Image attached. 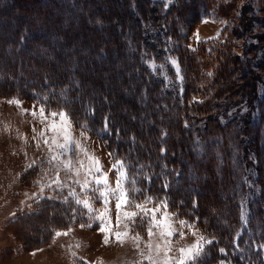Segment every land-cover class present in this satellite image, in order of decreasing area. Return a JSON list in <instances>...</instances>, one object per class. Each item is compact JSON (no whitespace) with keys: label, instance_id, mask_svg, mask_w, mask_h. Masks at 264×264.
I'll return each instance as SVG.
<instances>
[{"label":"trees","instance_id":"1","mask_svg":"<svg viewBox=\"0 0 264 264\" xmlns=\"http://www.w3.org/2000/svg\"><path fill=\"white\" fill-rule=\"evenodd\" d=\"M207 19L225 27L191 47ZM169 55L183 79L170 63L162 73L145 63ZM62 88L71 120L99 134L126 171L142 168L147 194L170 185L179 216L215 236L206 264H264V0H172L167 8L164 0H0V97L48 95L41 104L59 110ZM105 116L113 118L107 133ZM74 207L43 200L11 221V235L25 251L41 249L58 230L87 222L79 212L72 219Z\"/></svg>","mask_w":264,"mask_h":264},{"label":"snow or ice","instance_id":"2","mask_svg":"<svg viewBox=\"0 0 264 264\" xmlns=\"http://www.w3.org/2000/svg\"><path fill=\"white\" fill-rule=\"evenodd\" d=\"M243 2V0H241ZM172 4V0H164V6L167 8ZM202 22L207 23L208 21L203 20ZM223 22V21H221ZM98 24H102V21H97ZM198 37V34H197ZM170 38L167 42L170 44ZM165 51L168 52L169 48L166 47ZM142 56V59H145ZM145 63L149 68L158 67L163 72V68L166 63H170L175 69L176 76L179 79H183L180 76V65L177 60L171 55L166 56L164 61L160 65L155 64V59ZM211 75V73H209ZM167 79V77H165ZM81 85H77V91ZM68 89L62 88L59 94L60 100L63 102V107L59 110H52L50 107L39 108V120L42 124H45V129H42L34 140H37V148H40L39 140H42L43 144L47 147L49 156H47L44 162L40 165V177L44 180L45 177L52 173L50 180H37L35 183L39 186L40 198H43L45 189L47 188L50 195L47 199L53 200L62 198V203L74 202L77 207L71 209L72 219L75 220L77 213L80 216H87L88 220L86 223H81L80 227L91 228L94 222L98 223L99 232L104 234V243L107 244L109 239L114 236L117 242L123 243L125 238H130L133 242L135 249L139 252L141 260L139 264H206V256L208 249L206 246H211L215 240L213 235L211 238H207L204 234L200 233L194 223L182 219L176 211L177 203L169 201L167 196L169 193L166 191L170 185L164 184L165 189L162 196H153L148 193L147 187H142L137 177H143L142 168H131L126 169V162L116 158V153L110 151L109 156L114 158L112 166L113 171H116V187H111L109 184L107 173L102 171L100 161L94 157L88 155L81 145L79 140H76L72 136L73 123L71 120V114L63 110L67 107L65 98L67 97ZM52 98H56L55 88H51ZM37 104L42 101L46 102L49 100L48 95H44L41 98H36ZM145 99V97H141ZM83 101V97H81ZM108 100V97H105ZM10 104L20 106L19 98L12 99L9 101ZM91 110L92 105H88ZM33 117L37 116L34 111L31 113ZM94 115V112H93ZM133 120L137 119L136 116L132 117ZM113 118L105 116L102 121V131L107 133L110 131V125L112 124ZM77 126L80 128V135L84 139H87L86 133L89 131L87 124H81L77 122ZM187 128L188 125L185 124ZM35 131V129H34ZM47 133H51L49 136ZM167 132H163L161 135L162 143H166L165 137ZM102 138V137H98ZM135 140V137H133ZM201 148L200 139L197 138L194 143V150ZM166 149L161 147V154L165 153ZM81 154L87 156L90 164L86 167L83 160H81ZM175 155V153H173ZM36 166V162L28 165L31 169ZM167 169V165H164ZM61 172H64L66 176L80 177L83 172L84 179H75L72 183L79 185L80 192L77 193L76 188L72 187L68 181L61 179ZM134 173V175H129ZM167 174V173H166ZM145 180L150 181L151 177H144ZM66 192V194H65ZM34 197H30L33 199ZM100 201L103 204V211L97 213L94 209V203ZM110 201H115V208L117 212L116 223L119 226L121 220L127 221L124 224L123 232H112L111 220L107 213L108 204ZM180 205L184 204L183 200L178 202ZM152 207H148V205ZM171 205V210H170ZM193 208L197 207L196 202H193ZM178 222L181 228L187 227L191 234L196 238L195 243L190 247L181 246L178 249H174L171 238L176 235V230L172 227L173 221ZM146 232L147 242L145 247L147 253L141 249V243L144 240L143 233ZM131 236L129 237V234ZM67 235V232H55V236ZM185 236L184 231H179L177 242L183 239ZM159 239V243H153L154 238ZM260 248L264 250V244L260 245ZM163 252V259H160V253ZM178 252V256L175 253ZM173 253V255H169ZM219 253L227 255L224 248H219ZM75 256V253H73ZM243 259V257H241ZM219 264H225L224 260H220ZM231 264V261L228 262Z\"/></svg>","mask_w":264,"mask_h":264},{"label":"rangeland","instance_id":"3","mask_svg":"<svg viewBox=\"0 0 264 264\" xmlns=\"http://www.w3.org/2000/svg\"><path fill=\"white\" fill-rule=\"evenodd\" d=\"M206 21L208 22H201L191 34V47L201 41L217 37L225 27L223 22L215 19ZM109 75L106 73L104 77ZM10 100L12 99L0 97V264H139L141 257L131 239L125 238L124 242L120 243L112 236L105 244L104 234L98 230V221L94 222L91 228L74 225L65 230H58L61 233L67 232V235L55 236L50 244L41 249L32 251L22 249L18 240L11 235L13 228L10 227V224L18 215L35 211L39 202L49 200L47 196L52 193L46 188L43 198H40L39 186L35 183L37 180H41L40 165L49 156V152L42 140H39V149L36 146L37 140H34V137L46 127L39 120V108L43 105L37 104L34 99H19L20 106L18 107L15 104H10ZM34 111L37 113L36 117L31 115ZM72 123L73 138L81 142L88 155L100 161L102 171L107 173L110 186L116 187L117 173L111 170L114 160L109 156L106 143L98 138L99 134L95 135L90 129L86 133L88 138L84 139L80 135V128L73 121ZM47 134L51 135V133ZM80 158L86 167L90 164L86 155L81 154ZM33 161L36 162V166L29 169L28 165ZM51 178L52 173L49 172L44 180ZM61 179H66L79 193V185L72 181L75 179L83 181L84 175L82 172L81 176L77 178L66 176L64 172H61ZM44 180H41V183ZM248 187L252 196L258 194L252 178L248 182ZM30 197L34 198L30 199ZM50 201L62 202V198ZM148 207H152V205L150 204ZM94 209L97 213L103 211V204L96 201ZM107 213L111 220L112 232H123L124 224L127 221L122 219L119 226L117 225L115 201L109 202ZM28 224L32 225L33 223L29 222ZM172 227L176 230V235L171 238L174 249L181 246L190 247L195 243L196 238L187 227L181 228V225L175 220L172 222ZM21 228L23 229V227ZM181 230L184 231L185 236L177 242L178 233ZM142 235L144 240L141 243V249L147 253L146 232ZM159 242L158 237L154 238L153 243ZM169 255H173V253H169ZM175 255L178 256V252ZM160 259H163V252L160 253ZM144 264H147V261Z\"/></svg>","mask_w":264,"mask_h":264}]
</instances>
